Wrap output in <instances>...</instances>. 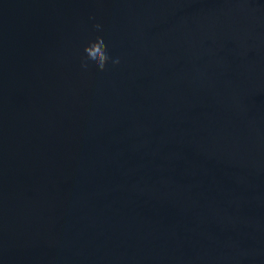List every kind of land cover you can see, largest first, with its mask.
Listing matches in <instances>:
<instances>
[{
    "label": "water",
    "instance_id": "1",
    "mask_svg": "<svg viewBox=\"0 0 264 264\" xmlns=\"http://www.w3.org/2000/svg\"><path fill=\"white\" fill-rule=\"evenodd\" d=\"M0 264H264V0H0Z\"/></svg>",
    "mask_w": 264,
    "mask_h": 264
},
{
    "label": "clouds",
    "instance_id": "2",
    "mask_svg": "<svg viewBox=\"0 0 264 264\" xmlns=\"http://www.w3.org/2000/svg\"><path fill=\"white\" fill-rule=\"evenodd\" d=\"M92 24L95 28V35L98 38L97 46H93L90 51L87 52L86 58L82 65L83 72L87 75L92 71L105 72L108 69V66L119 67L121 64L120 57H113L108 54V49L105 43L103 42V37L105 35L104 29L100 26H97L96 21L93 20Z\"/></svg>",
    "mask_w": 264,
    "mask_h": 264
}]
</instances>
